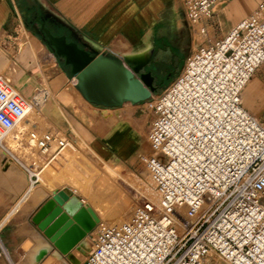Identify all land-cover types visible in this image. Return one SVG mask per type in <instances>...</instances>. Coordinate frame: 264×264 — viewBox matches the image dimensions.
Segmentation results:
<instances>
[{
  "label": "built area",
  "instance_id": "built-area-1",
  "mask_svg": "<svg viewBox=\"0 0 264 264\" xmlns=\"http://www.w3.org/2000/svg\"><path fill=\"white\" fill-rule=\"evenodd\" d=\"M215 4L182 0L192 25ZM263 63L264 0L222 40L192 52L162 94H151L152 153L140 162L156 201L135 207L122 224L99 222L81 264H264V126L242 103ZM33 103L0 77V147L8 150L11 131L15 149L35 141L38 159L34 148L10 152L35 186L67 137L53 127L18 130Z\"/></svg>",
  "mask_w": 264,
  "mask_h": 264
},
{
  "label": "crops",
  "instance_id": "crops-1",
  "mask_svg": "<svg viewBox=\"0 0 264 264\" xmlns=\"http://www.w3.org/2000/svg\"><path fill=\"white\" fill-rule=\"evenodd\" d=\"M262 1L216 0L213 14L202 22L205 32L210 39L222 40L239 23L249 17ZM21 4L28 5L29 10L32 11L31 15L38 10L39 15L36 19L42 18L47 23V26L43 25L52 35L65 36L67 41H74L80 48L92 54L107 56L113 54L122 59L148 57L144 67L147 68L151 61L156 65L160 64L163 54L175 53L170 44L176 39L175 35L183 29L184 22L183 17L181 18L179 0H0V74L5 67L15 66L18 76L14 80V85L9 83L20 94L24 93L27 97L21 95L27 99L35 97L38 89L36 84H40L43 90V99L40 103L46 106L44 111L42 110L44 120L49 127L57 129L66 137L69 135L81 141L84 145L80 144L79 151L85 146L111 161L131 159L133 147L126 129L120 127L114 133L113 129L103 132L102 128H98L89 112L94 109L96 111L103 109L83 99L75 88L76 81L70 74L71 68L65 65L64 60L63 65L67 70L65 68L58 70L54 67V70H50L53 74L47 77L44 87V81L39 78L35 70L40 64L33 56V51L38 49L36 42L41 46L38 54L46 52L47 56L53 57L55 63L57 56L34 29L29 30V38L27 35L23 36L25 44L20 50L17 44L20 36L13 32L11 27L16 21L13 11L16 7L20 8ZM210 39L207 43H210ZM10 50H13L15 54L11 55ZM43 71L46 75V69ZM19 81L22 84L21 88L17 89L15 86ZM248 84L249 92H245L244 96L252 102L245 109L259 122L264 121V63L257 69ZM50 97L61 113H55L47 105ZM4 154V148L0 147V221H2L0 223L4 224L3 227L8 226L0 237V242L1 240L7 243L9 240L16 242L19 233L27 234L28 239L24 241L28 249L24 259L25 264H37V248H48L49 254L55 251L51 250L52 246L43 233L37 227H32L29 223L25 224V219L30 212L32 217L46 201L51 199L57 189L47 191L40 184L31 185L28 178L27 198L28 207L31 210L27 215L19 216L17 208L15 211L13 209L19 198L18 195L14 201L20 186L18 180L20 173ZM7 156L9 157L8 153ZM6 209L9 211L3 214ZM13 217L21 221L22 226L13 223L5 225ZM1 246L0 243V258ZM57 257L59 260L63 259L58 254Z\"/></svg>",
  "mask_w": 264,
  "mask_h": 264
},
{
  "label": "rangeland",
  "instance_id": "rangeland-1",
  "mask_svg": "<svg viewBox=\"0 0 264 264\" xmlns=\"http://www.w3.org/2000/svg\"><path fill=\"white\" fill-rule=\"evenodd\" d=\"M179 2L181 6V18L183 17L182 19L184 22L182 23L183 29L175 35L176 39L170 44L175 53L163 54L160 58V64L156 65L153 61H151V63L147 65V69L152 70L155 78L160 81L158 89H156L153 93L154 97L162 94L164 90L178 77L184 67L186 58L198 49L199 46L207 45L208 39H210L206 32L205 34L202 33V30L204 29L202 24H190L187 19L184 6L182 5V0H179ZM13 12L16 21L11 28L13 32L15 31L20 36L19 42L17 41L20 50L23 49L25 44L23 36L27 35L29 38L30 34L28 32H30L29 30L31 29H34L40 37L45 40L46 44H48L47 37L41 32V30L38 31L33 25L34 20L39 15L38 10L31 15L30 12L32 11L29 10L28 5L21 4V7H16ZM210 40L211 43L217 42L213 39ZM36 43L38 49L33 51V56L37 60V63L40 64H38V68L35 70L39 78H42L44 81L45 87L47 77L50 74H53L50 70H54V67L58 70L65 67L63 65V60L59 57L56 58L57 61L55 63L53 57L47 56L46 52L43 51L38 54L41 46L38 42ZM10 54L14 55L15 53L13 50H10ZM125 66L128 67L127 65ZM13 69L15 70L13 71ZM16 69L17 68H15V66L12 68L5 67V70L0 74V76L7 77L8 82L14 85V80L18 76V70ZM44 69H46V75L44 74ZM65 69L67 70V68ZM21 84V81H19L15 87L20 89ZM36 85H38V89L35 92V97L37 96L40 103L43 99V90L40 88V84ZM249 86L250 85L248 84L243 92L245 107H248L249 103L252 102L244 96L245 92H249ZM21 94L26 96L24 93ZM152 101L153 98L151 97L143 103L131 104L126 102L117 108H108L103 109L102 111H96L94 109L89 112L93 119H95L94 121L96 122L98 128H102L103 132L108 131V129H113L114 133H116L120 127H124L126 129V134L130 136L131 145L133 147V156L131 159L127 161H117L113 159L111 161L99 156L96 152V155H94L92 153L93 150L90 147L87 148L84 146L80 151L82 159L77 161L75 169H72V172L60 170V163H57V160L55 159L46 166V170L41 174L40 183L38 182L36 185L40 184L41 187L47 191H53L55 188L57 191L67 190L71 195L84 201L85 204H87L96 214L99 222L116 225L130 220L135 207L150 198L146 192V174L144 166L140 162V157L152 153L150 144L147 140L149 124L151 121L150 107ZM47 105H49L55 113H60L57 109L59 107L51 101V97L48 99ZM42 107L43 109H41ZM45 108L46 106L42 103H40V107H32L29 110L26 119L22 122L21 127L30 130L31 125L35 123V126H37L36 129L39 133L47 131L49 124L43 117V111ZM260 123L264 126V121H260ZM16 134L17 133L14 132L5 139L8 150L7 148H4V156L13 164L14 167L18 169L20 173L18 177L20 186L14 201L18 198V195L19 198L13 211L17 208V214L22 216L27 215L31 210L28 207L27 198V180L29 176L23 167L24 161L20 160V163H17L15 162L14 157L10 154L11 151H20L19 149H15L17 138ZM67 139L75 148H78L81 146L80 144H83L78 139H74L69 135H67ZM26 146L34 148L33 151L35 153L33 152V157L38 159L37 149L35 147L36 144L29 143L26 144ZM24 148L25 149L22 147L20 148L22 149L20 153L30 149L28 147ZM7 153L9 154V157L7 156ZM61 156L62 154H59L57 157ZM26 164H28V162ZM8 211L9 210L7 209L4 210L3 214H6ZM30 214L31 212L26 217L25 224L29 223L32 227H36L32 223V218L35 214L32 217ZM11 223L17 226H22V222L16 217L10 219L5 225H11ZM3 225L4 224L0 223V237L3 236V232L8 227H3ZM95 229L85 237L84 243L88 246L87 253H75V257L78 259L77 264H81L84 257L90 252L91 240ZM27 237V234L22 235L19 233V238L16 239V242L15 240L13 242H10L9 240V243H7L1 240L2 254L0 264H25L24 259L28 254V249L26 248V243H24V241L25 239H28ZM65 257L66 262L72 264L71 260H69L67 256ZM63 260L65 259L63 258ZM61 261L62 260H56L55 263L53 262L52 264H59ZM42 262L43 259L37 264H41Z\"/></svg>",
  "mask_w": 264,
  "mask_h": 264
},
{
  "label": "water",
  "instance_id": "water-1",
  "mask_svg": "<svg viewBox=\"0 0 264 264\" xmlns=\"http://www.w3.org/2000/svg\"><path fill=\"white\" fill-rule=\"evenodd\" d=\"M42 29L55 55L70 66L75 88L88 103L117 108L126 102H145L156 91L154 77L150 72H142L146 60H126V67L80 48L74 41H67L65 36L52 35L44 25ZM98 222L93 210L67 190L53 193L32 218V223L52 248L62 255L68 254L91 233Z\"/></svg>",
  "mask_w": 264,
  "mask_h": 264
},
{
  "label": "bare ground",
  "instance_id": "bare-ground-1",
  "mask_svg": "<svg viewBox=\"0 0 264 264\" xmlns=\"http://www.w3.org/2000/svg\"><path fill=\"white\" fill-rule=\"evenodd\" d=\"M102 56H104L105 58H107V59H109V60H111V61H113V62H117V63H120V64H123V65H126V60H128V61H133V62H142V61H145L148 57H145V58H142V59H136V58H126V59H122V58H118V57H116L115 55H113V54H109V56H107V55H102ZM249 83V82H248ZM247 83V84H248ZM246 87V86H245ZM244 87V88H245ZM16 90V89H15ZM17 91V90H16ZM18 92V91H17ZM243 92H244V89H243ZM243 92H242V103H243V107L245 108V105H244V99H243ZM19 93V92H18ZM20 94V93H19ZM21 95V94H20ZM25 98V97H24ZM25 99H27V98H25ZM32 99H36V103H33L32 105H31V107H29V109H28V111H27V114H26V116H25V118L20 122V124L18 125V130L20 129V130H22V129H24V128H22L21 127V124H22V122L26 119V117H27V115H28V112H29V110L32 108V107H40V103H39V101H38V99L36 98V97H34V98H32ZM32 99H27V100H32ZM58 109V111L60 112V110H59V108H57ZM106 112H108L107 110H105ZM104 112V111H103ZM61 113V112H60ZM36 124L34 123V124H32L31 125V129H35L36 131H37V126H35ZM30 129V130H31ZM17 130V131H18ZM26 130H28V129H26ZM14 132H16V131H11V132H9L6 136H5V139L7 138V137H9L12 133H14ZM17 133V132H16ZM37 133H39V131L37 132ZM64 135V134H63ZM17 142V141H16ZM29 143H35V141H33V140H30V141H28V143L27 144H29ZM94 155H96V153L93 151L92 152ZM60 154H62V156L61 157H57L56 156V160H57V163L59 162L60 164H59V166H61L59 169L60 170H67V171H69V172H72V169H75V165H76V163H77V161L78 160H81L82 159V155L80 154V151H79V149L78 148H75L73 145H72V143L71 142H69L68 141V139H67V141H66V144H65V146L63 147V149L60 151ZM45 167V168H44ZM46 170V166H43V168L41 169V171L40 172H38L37 173V178H38V182L40 183V179H41V174L44 172ZM75 192V191H74ZM146 192H147V194H148V196L150 197L149 199H151L153 202H155L156 201V197L154 196H152L151 195V193L148 191V190H146ZM81 202L84 204V205H87V204H85V202L84 201H82L81 200ZM96 215V214H95ZM125 222H127V221H125ZM99 223V222H98ZM97 223V224H98ZM122 223H124V222H122ZM122 223H119V224H122ZM116 225H118V224H116ZM97 226V225H96ZM96 228V227H95ZM84 240H85V238L81 241V242H79L75 247H73L72 249H71V251L68 253V254H66V255H62V254H60L57 250H55L54 248H52L51 246V250L52 251H55L58 255H60L61 257H63V256H67L68 257V259L69 260H71V262H72V264H77L78 263V259H77V257H75V253L76 252H79V253H82V254H84V253H87V251H88V246L87 245H85V243H84ZM49 244V243H48ZM38 247V246H37ZM37 250V253H36V260H38L37 261V263L38 262H40L41 261V258L43 257V262L41 263V264H52L53 262L55 263V261L56 260H59V258L57 257V254L54 252V253H50L49 254V251H48V248H44V247H42V248H37L36 249ZM62 259V258H61Z\"/></svg>",
  "mask_w": 264,
  "mask_h": 264
},
{
  "label": "flooded vegetation",
  "instance_id": "flooded-vegetation-1",
  "mask_svg": "<svg viewBox=\"0 0 264 264\" xmlns=\"http://www.w3.org/2000/svg\"><path fill=\"white\" fill-rule=\"evenodd\" d=\"M33 23H34L33 25L37 28V30H38V31L41 30V32L45 35V32H44L43 29H42V25L44 24L45 26H47V23L44 22V21L42 20V18H40L39 20H38V19H35ZM45 36H46V35H45ZM142 72H143V73H146V72H150V73H151V75L154 77L153 86L155 87V89H158V84H159L160 81L157 80V79L155 78V76H154L153 73H152V70L147 69V68H144V69L142 70Z\"/></svg>",
  "mask_w": 264,
  "mask_h": 264
},
{
  "label": "trees",
  "instance_id": "trees-1",
  "mask_svg": "<svg viewBox=\"0 0 264 264\" xmlns=\"http://www.w3.org/2000/svg\"><path fill=\"white\" fill-rule=\"evenodd\" d=\"M143 103V102H142ZM95 107H97V108H101V109H108V108H106V107H102V106H95Z\"/></svg>",
  "mask_w": 264,
  "mask_h": 264
}]
</instances>
